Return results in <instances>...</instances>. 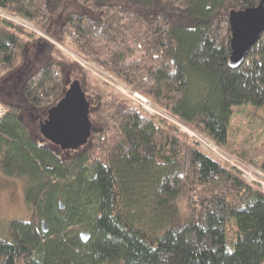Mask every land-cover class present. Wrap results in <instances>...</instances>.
I'll return each mask as SVG.
<instances>
[{
    "label": "trees",
    "instance_id": "obj_1",
    "mask_svg": "<svg viewBox=\"0 0 264 264\" xmlns=\"http://www.w3.org/2000/svg\"><path fill=\"white\" fill-rule=\"evenodd\" d=\"M129 2L72 0L67 10L63 0H0V9L68 40L228 148L233 108L264 106V32L232 68L229 11L261 0ZM31 40L23 26L0 17V89L27 66ZM37 42L48 48L46 61L0 117V169L22 179L30 210L0 233V264H264V189L107 86L81 84L96 100L85 145L62 150L38 142L25 117L41 121L63 98L66 58Z\"/></svg>",
    "mask_w": 264,
    "mask_h": 264
},
{
    "label": "rangeland",
    "instance_id": "obj_2",
    "mask_svg": "<svg viewBox=\"0 0 264 264\" xmlns=\"http://www.w3.org/2000/svg\"><path fill=\"white\" fill-rule=\"evenodd\" d=\"M63 1L65 9L69 10L72 8L73 4L70 5L72 0ZM101 1L117 2V0ZM118 1L123 2L125 6L130 4L129 0ZM0 17L4 18L5 16L0 15ZM6 17H8L7 19H11V21L17 25H20L19 23L24 19L12 14H10V16L6 15ZM14 18L17 20L15 21ZM23 22L27 25L23 26L25 30L33 34L31 48L24 61L27 66H24L25 69L20 70L17 75H12L9 81L4 83L3 88L0 89V117L5 112L4 102L19 101L21 85L24 78L34 69L41 67L43 62L46 61L47 54L45 53L49 54V52L47 47L40 48V42L38 43L37 40L41 38L42 44L43 42L48 41L50 45H55V47L63 53V57L66 58V65L62 67V75H64L66 90L71 87L70 85L74 81L79 80L81 84H84L88 79H92L96 84L107 86L109 90L112 89L114 92L127 98L131 104L140 107L143 111L145 110L149 115H158L164 120H168L175 124L172 119L173 116L157 104H154L146 94L140 93L133 88L131 89L129 85L122 80L120 81L103 65L84 58L75 51L71 42L65 39L61 42L58 41L41 30L35 22L33 23L28 20H23ZM134 91L144 95L151 105L145 103L148 106L146 107L145 105L136 102L133 94ZM88 99L91 101V106L94 107L96 105V100L91 99L90 97ZM148 108H151V110H148ZM50 110L51 107L46 109L41 121L36 120V116L32 113L26 114L25 117L32 125L34 138L40 143H48L47 139L41 132V123L46 121ZM233 111L234 115L229 130L228 148H221L206 134L201 132L198 133V131L190 125L183 124L178 120L177 125L183 133L190 136V138L209 156L225 161L228 165L233 168L235 167L240 172L241 176H243L248 182L258 183L264 189V106L258 108L251 105L235 106ZM29 214V207L24 200L22 179L7 176L0 169V233L6 236L7 227L11 220L14 218H27Z\"/></svg>",
    "mask_w": 264,
    "mask_h": 264
},
{
    "label": "water",
    "instance_id": "obj_3",
    "mask_svg": "<svg viewBox=\"0 0 264 264\" xmlns=\"http://www.w3.org/2000/svg\"><path fill=\"white\" fill-rule=\"evenodd\" d=\"M229 24L232 35L229 64L238 69L264 32V0L256 7L230 10ZM70 86L63 98L51 107L46 121L41 123V132L47 141L60 146L62 150L79 149L89 141L92 133L91 101L79 80ZM60 206L64 208L62 201ZM42 227L47 231L44 220ZM81 238L88 241L90 233L83 231Z\"/></svg>",
    "mask_w": 264,
    "mask_h": 264
},
{
    "label": "built area",
    "instance_id": "obj_4",
    "mask_svg": "<svg viewBox=\"0 0 264 264\" xmlns=\"http://www.w3.org/2000/svg\"><path fill=\"white\" fill-rule=\"evenodd\" d=\"M3 13V14H2ZM0 15L1 16H5L6 17V15H8V16H10V14H8V13H5L3 10H1L0 9ZM21 17V16H20ZM8 18V17H7ZM23 18V17H22ZM11 20V19H10ZM14 20L16 21L17 19L16 18H14ZM23 20H27V19H23ZM23 20H21V23H19L20 25H22V26H27L26 24H25V22H23ZM29 21V20H28ZM133 94H134V99L136 100V102H138V103H141V104H143V105H145L146 107H148L145 103H148V104H150V102L148 101V99L144 96V95H142V94H140L139 92H137V91H134L133 92ZM151 105V104H150ZM148 110H151V108H148ZM172 119H173V121H174V123L177 125L178 123H177V120L178 119H176V118H174V117H172ZM179 121V120H178ZM181 122V121H180ZM182 123V122H181ZM213 150V149H212ZM218 154V153H217ZM220 155V154H219Z\"/></svg>",
    "mask_w": 264,
    "mask_h": 264
},
{
    "label": "bare ground",
    "instance_id": "obj_5",
    "mask_svg": "<svg viewBox=\"0 0 264 264\" xmlns=\"http://www.w3.org/2000/svg\"><path fill=\"white\" fill-rule=\"evenodd\" d=\"M230 61V60H229ZM86 232V231H85ZM83 233V232H82ZM80 237H81V234H80Z\"/></svg>",
    "mask_w": 264,
    "mask_h": 264
}]
</instances>
